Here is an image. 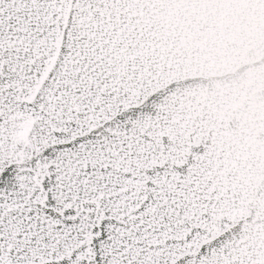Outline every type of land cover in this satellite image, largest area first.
<instances>
[{"label":"snow or ice","instance_id":"obj_1","mask_svg":"<svg viewBox=\"0 0 264 264\" xmlns=\"http://www.w3.org/2000/svg\"><path fill=\"white\" fill-rule=\"evenodd\" d=\"M0 264H264V0H0Z\"/></svg>","mask_w":264,"mask_h":264}]
</instances>
